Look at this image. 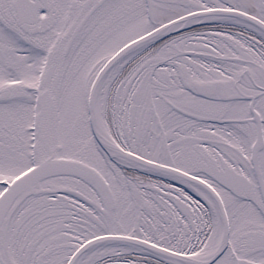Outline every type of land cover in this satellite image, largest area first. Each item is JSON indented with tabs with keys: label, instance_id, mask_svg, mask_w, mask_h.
Here are the masks:
<instances>
[{
	"label": "snow or ice",
	"instance_id": "1",
	"mask_svg": "<svg viewBox=\"0 0 264 264\" xmlns=\"http://www.w3.org/2000/svg\"><path fill=\"white\" fill-rule=\"evenodd\" d=\"M0 264H264V0H0Z\"/></svg>",
	"mask_w": 264,
	"mask_h": 264
}]
</instances>
